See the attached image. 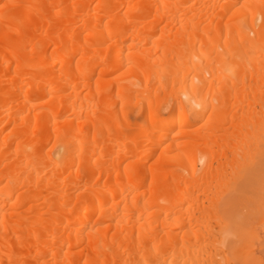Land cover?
<instances>
[{"label":"bare ground","instance_id":"6f19581e","mask_svg":"<svg viewBox=\"0 0 264 264\" xmlns=\"http://www.w3.org/2000/svg\"><path fill=\"white\" fill-rule=\"evenodd\" d=\"M0 264H264V0H0Z\"/></svg>","mask_w":264,"mask_h":264}]
</instances>
